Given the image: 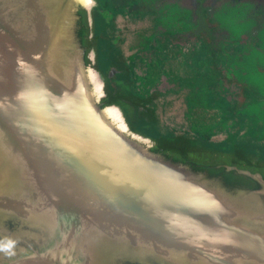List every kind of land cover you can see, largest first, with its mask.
I'll return each mask as SVG.
<instances>
[{"label": "water", "instance_id": "water-1", "mask_svg": "<svg viewBox=\"0 0 264 264\" xmlns=\"http://www.w3.org/2000/svg\"><path fill=\"white\" fill-rule=\"evenodd\" d=\"M94 6L0 0V264H264V158L138 129Z\"/></svg>", "mask_w": 264, "mask_h": 264}, {"label": "flooded vegetation", "instance_id": "flooded-vegetation-1", "mask_svg": "<svg viewBox=\"0 0 264 264\" xmlns=\"http://www.w3.org/2000/svg\"><path fill=\"white\" fill-rule=\"evenodd\" d=\"M251 1L98 0L96 14L99 20L100 58H103L101 64L108 69L107 73L113 75L112 80H117L120 88L133 97L138 123L142 121L150 131L163 134L156 115L158 104L155 99L161 95L160 89L156 88L161 76H164L166 80L180 84L179 93L186 92V117L192 120L191 127H187L185 133L167 132L166 136L207 147L237 150L246 156L257 154L264 157V53L258 49L259 46L248 48L242 37L238 39L236 36H241L247 29L255 33L259 30L252 28L256 25L251 21L252 17L237 18L235 21L226 15L228 12L238 13L239 6L243 7ZM124 15L150 16L154 20L152 29L155 31L142 34L146 40L129 55L128 62L123 61L119 46L123 39L116 24V18ZM214 16L221 21L218 28L211 20ZM243 20L249 22L248 28ZM183 34L196 35L198 40L181 58V45L170 44L169 40ZM260 35L264 36V28ZM225 36L229 41L225 40ZM156 37L163 40L159 38L157 44L150 46L149 41ZM228 46L233 52L224 56L222 53H226ZM147 50L151 56L155 55V63L148 64L141 56ZM158 54L162 58L157 57ZM144 62L145 65L141 66ZM219 63L225 65V71L218 68ZM202 75L210 77L206 81L210 84L204 89L196 80ZM136 81L138 87L135 86ZM223 83L234 85L235 91L225 88ZM217 84H222V90L218 89ZM212 90L216 97L211 104L205 105L203 95ZM217 108L220 109L219 114L216 113ZM212 109L215 111L210 113ZM218 131L221 132L217 134ZM216 136L221 137L216 139Z\"/></svg>", "mask_w": 264, "mask_h": 264}, {"label": "rangeland", "instance_id": "rangeland-1", "mask_svg": "<svg viewBox=\"0 0 264 264\" xmlns=\"http://www.w3.org/2000/svg\"><path fill=\"white\" fill-rule=\"evenodd\" d=\"M245 1V0H244ZM260 3V7L257 10V4ZM98 2L97 0H92V5L96 8L98 7ZM91 5V4H89ZM244 7V8H243ZM239 6V12L238 13H232L228 12L226 15L228 19L230 20H235L237 18H245L249 19L251 18V21L253 23H256L255 26L252 28H257L259 32H253L252 30H248L247 28L250 26L249 22L247 20H243L244 23L247 26V30L244 33H241V36L236 35L238 39L242 37V41L248 44V48H253L258 47L259 50L263 51L264 53V36L260 35L261 34V29L264 28V0H252L251 2L245 3V5ZM98 9V8H97ZM96 9V13H97ZM95 11V10H94ZM226 11V10H225ZM125 17H119L116 18V24L119 27V34L121 39H123L122 42L119 43L120 48L122 49L123 52V61L128 62L130 60L129 55L135 50V48H138L139 45H142V41H145L146 37L144 35H148L152 32H155L154 29H152L154 20L153 18H150V16L144 17H139V16H134V15H124ZM214 27H219L221 26V21L219 18L216 16L211 19ZM115 21V20H114ZM242 22V21H241ZM96 25H97V30L99 26V20L97 18L96 14ZM196 35H189L186 36V34H183L181 37H172L173 40H169L170 44H179L181 45L180 47L183 49V54L181 55V58L185 57V54L187 51L191 48V45L194 44L198 39L195 38ZM225 40L229 41L228 37L225 36ZM115 38V36L113 37ZM163 40L162 37H156L152 38L151 41H149L150 46L157 44L158 39ZM153 47V46H152ZM143 50V49H142ZM151 51V47H150ZM150 51L147 50V52L141 53V56L145 57V62L148 64H153L155 63L153 60L155 58L154 56H151ZM233 52L232 48L229 46L226 48V53H222L224 56L228 54L229 52ZM138 53V52H137ZM139 54V53H138ZM184 55V56H183ZM159 58H162L161 54H158ZM99 61V59H98ZM145 62L141 64V66L145 65ZM101 62L99 61V64ZM218 68L225 71V65L219 63ZM94 71V70H92ZM140 71V69L138 70ZM136 73V72H135ZM134 74V72H133ZM137 74V73H136ZM133 76V75H132ZM134 76H136L134 74ZM97 83L100 84L98 86L99 91L101 92L102 89V82L99 77L96 78ZM100 80V81H99ZM168 80V81H167ZM165 79L164 76H161V80L158 82V87L156 88L157 90L160 89L161 95L158 96L155 101L158 104V110L156 111L157 117H159V123H160V131L166 135L167 132H175V133H185L187 127H191L192 120L186 117L187 109L186 107V101L184 98V94L186 93L185 91L179 93V86L180 84L177 82H173L169 79ZM106 81H108V77H106ZM140 83V82H139ZM182 85V83H181ZM135 86L138 87V81H136ZM218 89L222 90V84H217ZM223 86L225 88H230V90H234V85L229 86L225 83H223ZM138 89V88H137ZM153 90V89H152ZM176 90H178V93L175 94ZM235 91V90H234ZM103 92V91H102ZM103 94V93H102ZM232 95H234L232 93ZM235 96V95H234ZM218 109V108H217ZM215 110L212 109L210 110V113H213ZM220 109L217 110V114H219ZM209 113V111H208ZM133 118V117H132ZM162 123V124H161ZM145 129V128H143ZM177 129V130H176ZM172 130V131H171ZM175 130V131H174ZM217 130H215V133ZM218 131L217 134H219ZM191 133V132H189ZM216 134V135H217ZM221 136H216L215 138L218 139ZM185 143V142H183ZM204 147V146H202ZM208 148H214V147H208ZM254 155V154H253ZM258 156V155H254Z\"/></svg>", "mask_w": 264, "mask_h": 264}, {"label": "trees", "instance_id": "trees-1", "mask_svg": "<svg viewBox=\"0 0 264 264\" xmlns=\"http://www.w3.org/2000/svg\"><path fill=\"white\" fill-rule=\"evenodd\" d=\"M97 2H98V0H97ZM97 8V7H96ZM96 8H95V22H96ZM96 35H97V49H98V53H100L101 51H100V41H99V32H98V30H97V25H96ZM213 58H215V55H214V57ZM98 59H99V61L101 62V58L99 57V54H98ZM212 59V58H211ZM99 66H101L100 67V69L102 70V72L105 74V76L106 77H108V83H109V85H110V88H111V91L113 92L114 91V93L115 94H113V96L115 97V100L117 101V102H122V104L124 105V107H125V109H126V111H127V113H128V115H129V117L131 118V119H133V121H134V124L136 125V124H138V125H136V127L138 128V129H140L141 131H144L146 134H148L149 136H152V137H154V138H160V139H162V140H164V141H166L167 143H183V142H185V141H183V140H181V139H179V138H177V137H171V136H166L165 134H157L156 132H154V131H150L149 130V128H148V126L145 124H141L142 123V121H141V123H138V120H137V115H136V112H135V104H134V102H133V100H132V96H130V94L128 93H125V91L123 90V89H121L120 88V85L116 82L117 80H112V77H113V75L111 74H109V73H107L106 71L108 70V69H105L104 67H102V65H100L99 64ZM207 77V78H206ZM206 77H203V75L202 76H200V77H198L196 80H197V82L201 85V88L202 89H204V86L205 87H207V86H209V82H206L210 77L208 76V75H206ZM201 90V89H200ZM128 92L130 91V92H132L133 93V91L132 90H127ZM216 93H215V91H209V92H207V94L205 95H203V97H204V104L205 105H208V104H211V101L213 100V98H215L216 96ZM215 96V97H214ZM130 97V98H129ZM212 98V99H211ZM119 99V100H118ZM133 117V118H132ZM143 128H145V129H143ZM183 144H190V145H193V146H202V145H200V144H198V143H195V142H185V143H183ZM204 147H207V146H204ZM215 149H220V150H225V151H233V152H236V153H238V154H240V155H242L243 157H250V156H246V155H244V154H242L241 152H239V151H237V150H230V149H225V148H217V147H214ZM257 155V154H256ZM252 156V155H251ZM258 156H261V157H263L262 155H258ZM264 158V157H263Z\"/></svg>", "mask_w": 264, "mask_h": 264}, {"label": "bare ground", "instance_id": "bare-ground-1", "mask_svg": "<svg viewBox=\"0 0 264 264\" xmlns=\"http://www.w3.org/2000/svg\"><path fill=\"white\" fill-rule=\"evenodd\" d=\"M86 1H90V0H86ZM100 43V42H99ZM102 43V42H101ZM99 54V57H100V53H98ZM101 59H103V58H101ZM103 61V60H102ZM103 64H104V62H102ZM100 65H102L101 63H100ZM101 67V66H100ZM103 67V66H102ZM97 86H100V84L99 83H97ZM109 112H110V114L113 116V118L114 119H116V121H118L119 123H122V122H120L121 120V117H120V113H119V110L116 108V107H110L109 108ZM124 123H122V125H123ZM142 124V123H141ZM136 125H138V124H136ZM124 126H125V124H124Z\"/></svg>", "mask_w": 264, "mask_h": 264}]
</instances>
